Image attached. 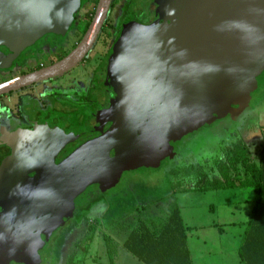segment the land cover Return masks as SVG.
Instances as JSON below:
<instances>
[{"label": "water", "instance_id": "95a60500", "mask_svg": "<svg viewBox=\"0 0 264 264\" xmlns=\"http://www.w3.org/2000/svg\"><path fill=\"white\" fill-rule=\"evenodd\" d=\"M109 2L98 0L85 34L65 57L0 82V94L61 74L81 60L103 24ZM79 4L80 0H0V46L9 50L8 56L0 51V65L43 34L63 33ZM160 6L152 24L123 27L112 46L118 85L110 127L55 166L28 216L18 217L29 245L49 237L87 186L105 180L117 166L160 141L161 152L157 148L146 157L150 164L134 169L162 166L183 136L211 123L169 137L172 133L230 101L264 72V0H161ZM238 107L235 104L222 119L232 118ZM12 236L9 229L0 231V248Z\"/></svg>", "mask_w": 264, "mask_h": 264}, {"label": "flooded vegetation", "instance_id": "af4514ba", "mask_svg": "<svg viewBox=\"0 0 264 264\" xmlns=\"http://www.w3.org/2000/svg\"><path fill=\"white\" fill-rule=\"evenodd\" d=\"M97 2L80 0L71 24L63 33L43 34L6 61L5 66L0 65V82L50 66L65 57L85 34ZM160 4L161 0H110L103 24L81 60L61 74L0 94V231L9 229L13 236L17 234L1 243L4 247L0 248V264L27 263V256L32 259L39 254L34 250L36 245L58 235L65 221L76 220L79 226L86 222L93 203H98L105 196L102 193L113 186L111 183L110 188H99L100 183L90 184L66 208L62 221L57 222L48 238L31 245L22 238L26 230L19 228L23 224L18 226L17 219L28 216L29 206L33 209L36 198L45 190V178L78 147L98 138L112 123L118 79L110 51L119 33L127 25L152 24ZM0 51L9 55L5 46H0ZM126 167L131 172L135 170Z\"/></svg>", "mask_w": 264, "mask_h": 264}, {"label": "rangeland", "instance_id": "374dc122", "mask_svg": "<svg viewBox=\"0 0 264 264\" xmlns=\"http://www.w3.org/2000/svg\"><path fill=\"white\" fill-rule=\"evenodd\" d=\"M235 104H239L240 111L232 112V118L222 119ZM204 123L211 124L183 136L159 168L131 172L126 165L150 164L146 157L157 148L161 152V141L146 147L128 160V164L117 166L98 185L110 188L114 183L102 193L105 196L98 203H93L86 222L79 226L76 220L65 221L58 235L36 245L34 250L40 257L36 254L31 259L29 255L25 264H143L121 243L129 230L144 218H150L159 227L174 207L179 208L182 221L188 227L187 246L194 264H206V259L211 263L242 264L236 249L256 194L250 187L214 188L211 185L221 176L217 163L225 161L238 147H247L251 160L259 153L264 138V72L236 92L230 101L169 137L180 136ZM136 158L142 162H136ZM242 173L241 168L232 169L230 175L243 176ZM103 233L114 240L116 249L111 258Z\"/></svg>", "mask_w": 264, "mask_h": 264}, {"label": "trees", "instance_id": "16d2710c", "mask_svg": "<svg viewBox=\"0 0 264 264\" xmlns=\"http://www.w3.org/2000/svg\"><path fill=\"white\" fill-rule=\"evenodd\" d=\"M237 149L225 161L217 163L221 176L214 179L219 183L213 181L211 186L250 187L254 190L256 198L240 238L238 257L243 264H264V138L253 160L246 152L247 147ZM240 168L244 175L231 177V170ZM187 229L179 208L174 207L159 227L150 218L142 219L129 230L122 247L143 264H193L187 246ZM102 238L111 258L114 240L106 233H103Z\"/></svg>", "mask_w": 264, "mask_h": 264}, {"label": "crops", "instance_id": "0c3cea01", "mask_svg": "<svg viewBox=\"0 0 264 264\" xmlns=\"http://www.w3.org/2000/svg\"><path fill=\"white\" fill-rule=\"evenodd\" d=\"M240 242V241H239ZM239 245V244H238ZM121 246H122V243H121ZM116 249V248H115ZM115 249L113 250V253H114V251H115ZM127 251V250H126ZM128 252V251H127ZM236 252H237V256H238V246H237V249H236ZM190 254H191V251H190ZM132 255V254H131ZM133 256V255H132ZM222 256V254H220V257ZM239 258V257H238ZM137 259V258H136ZM138 260V259H137ZM191 260H192V263L194 264V257L192 256V254H191ZM139 261V260H138ZM206 261V264H227V263H225L224 261H221V262H214V263H211L210 261H209V259H206L205 260ZM239 261H240V259H239ZM241 262V261H240ZM142 263V262H141ZM242 263V262H241ZM243 264V263H242Z\"/></svg>", "mask_w": 264, "mask_h": 264}]
</instances>
